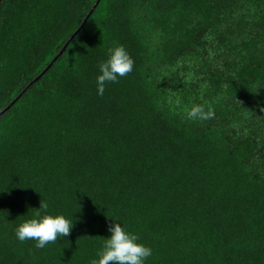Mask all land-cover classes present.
Wrapping results in <instances>:
<instances>
[{"label": "trees", "instance_id": "obj_1", "mask_svg": "<svg viewBox=\"0 0 264 264\" xmlns=\"http://www.w3.org/2000/svg\"><path fill=\"white\" fill-rule=\"evenodd\" d=\"M96 1L0 3V264H89L109 216L146 264H264V0H100L34 81ZM116 43L133 71L100 96ZM42 200L73 228L36 248Z\"/></svg>", "mask_w": 264, "mask_h": 264}, {"label": "clouds", "instance_id": "obj_2", "mask_svg": "<svg viewBox=\"0 0 264 264\" xmlns=\"http://www.w3.org/2000/svg\"><path fill=\"white\" fill-rule=\"evenodd\" d=\"M134 59L127 49L119 43L107 49L106 59L98 65L96 76L97 95L103 96L107 83H115L119 78L133 71ZM200 106H195L189 112L193 118H209ZM37 211L23 219L14 228L18 241H35L36 248H44L58 238L67 237L73 228V219L63 213H52L49 205L41 201ZM112 222L108 225L109 235L105 237L89 264H146V260L153 255L151 246L145 244L140 235L129 228L115 216H109Z\"/></svg>", "mask_w": 264, "mask_h": 264}, {"label": "water", "instance_id": "obj_3", "mask_svg": "<svg viewBox=\"0 0 264 264\" xmlns=\"http://www.w3.org/2000/svg\"><path fill=\"white\" fill-rule=\"evenodd\" d=\"M1 1L2 0H0V3H1ZM99 1L100 0H97L96 1V3L93 5V8L90 10L89 14L84 18L82 24L75 30V32L72 34L71 38L64 45V47L58 52V54L53 58V60L43 69V71L34 79V81L38 80L51 67V65L57 60V58L63 53V51L68 46L69 41L75 35H77L79 33V31L81 30V28L83 27V25L85 24V22L87 21V19L89 18L90 14L92 13L93 9L97 6V4L99 3ZM19 95L16 98L13 99V101L11 102V104L7 105L5 108H3V110H1L0 115L3 114L6 110H8L10 108V106L16 101V99H18Z\"/></svg>", "mask_w": 264, "mask_h": 264}]
</instances>
